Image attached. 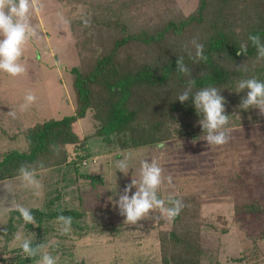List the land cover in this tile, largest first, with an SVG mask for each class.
<instances>
[{
	"label": "rangeland",
	"instance_id": "1",
	"mask_svg": "<svg viewBox=\"0 0 264 264\" xmlns=\"http://www.w3.org/2000/svg\"><path fill=\"white\" fill-rule=\"evenodd\" d=\"M34 3L30 23L38 38H32L24 48L21 59L26 72L16 77L0 73V157L8 149L25 150V129L35 122L74 112L70 68L87 53L80 52L87 41L82 32L84 21L89 25L93 15L111 12L124 17V25L132 29L145 20H154L153 15L188 14L197 0ZM75 19L79 21L73 23ZM29 93L35 99L21 108ZM227 106L236 117L241 116L233 101ZM90 113L73 123L81 143L66 144L70 162L34 172L39 188L25 186L19 176L0 180V264H20L16 256L26 255L14 240L16 232L30 234L37 245L43 244L44 250L58 257L57 264H161L154 224L159 213L166 217L164 213L153 208L130 223L114 203L126 185L139 179L142 160L155 161L161 169L158 199L165 202L171 196H191L192 201L184 199L203 222L198 233L201 264H264V211L237 216L234 209L251 201L264 208V106L253 101V121L214 130L213 135L224 133L223 144L209 143L207 133H202L125 149L108 147L91 135L94 127ZM85 135L89 138L83 142ZM84 147L91 156L72 166L71 161ZM120 161L127 164L124 172L115 167ZM134 191L135 185L129 189V197ZM13 203L39 211L66 209L82 214L76 217V225H69L68 233H62L63 222L59 224L56 217L43 216L33 224L16 219L17 213L5 211V206ZM37 255V259L21 264H37Z\"/></svg>",
	"mask_w": 264,
	"mask_h": 264
},
{
	"label": "trees",
	"instance_id": "2",
	"mask_svg": "<svg viewBox=\"0 0 264 264\" xmlns=\"http://www.w3.org/2000/svg\"><path fill=\"white\" fill-rule=\"evenodd\" d=\"M102 14L90 17L89 25L83 27L87 41L80 52L87 53L70 68L74 112L26 128L27 148L1 153L0 180L18 176L21 164L38 172L69 163L65 146L81 139L73 123L88 112L94 127L91 135L108 147L122 149L207 133L203 114L193 104L194 95L204 89L214 88L222 97L227 122L218 129L255 119L250 113L253 101L241 107L247 88L237 86L249 77L264 79V53L259 47L264 45V0H197L188 14L153 15L154 20L132 29L124 25V17ZM250 35H257L259 44L250 41ZM198 45L200 56L196 54ZM184 92L188 99L181 102L177 97ZM228 101L237 104L240 117L228 108ZM87 138L85 135L82 141ZM89 156L90 150L84 147L71 165L77 167ZM190 197L171 196L163 207H177L178 214L168 219L159 213L155 218L161 264H201L198 233L203 222L185 201ZM234 209L237 216L264 211L256 201ZM30 211L35 221L43 216H71V225H76V217L82 214L66 209ZM32 243L35 246L38 241ZM37 258L19 254L15 260L21 264Z\"/></svg>",
	"mask_w": 264,
	"mask_h": 264
},
{
	"label": "clouds",
	"instance_id": "3",
	"mask_svg": "<svg viewBox=\"0 0 264 264\" xmlns=\"http://www.w3.org/2000/svg\"><path fill=\"white\" fill-rule=\"evenodd\" d=\"M36 10L34 0H0V73L7 74L11 77L24 75L26 68L22 62V54L27 43L32 38L37 37L35 27L30 23L32 12ZM67 23V21H64ZM87 24V21H84ZM249 40L254 44H259L257 35H250ZM200 47L197 46V56H200ZM260 51L264 53V45H259ZM243 50V49H241ZM180 64V61H177ZM181 71L184 69L181 67ZM247 88V94L241 107H247L251 101L264 106V79L257 77H249L241 80L237 86L238 89ZM35 97L29 93L24 97V104L21 108L27 107ZM177 99L181 102L188 99V93L180 94ZM195 108L203 114L202 124L207 130V140L212 144H223L225 135L220 132L213 135V131L226 124L227 117L223 113L222 97L216 94L214 88L204 89L197 92L193 97ZM15 115V113H10ZM127 160V157H125ZM115 167L121 172L127 170V164L124 161L116 162ZM18 176L25 186L39 188V181L36 179L33 170L26 168L23 164L18 168ZM161 169L155 161L149 163L142 160L139 166V179H133L130 184L123 189V195L114 203L124 215L126 222L134 223L137 219L146 216L149 210L153 208L159 209L166 218L175 217L179 208H164V201L157 198V189L161 183ZM114 187V184H112ZM136 186V191L129 197V189ZM111 199V197L109 198ZM31 208L19 203H13L5 206L7 213H17L16 219L22 220L25 224H33L35 222ZM60 225L62 233H68L71 229L69 225L72 222L71 216L58 215L56 217ZM60 224V223H59ZM14 240L17 242L19 249L26 256H36L39 254L37 264H57L58 257L51 252L44 250L45 246L33 245L32 236L25 235L22 232L14 234Z\"/></svg>",
	"mask_w": 264,
	"mask_h": 264
},
{
	"label": "crops",
	"instance_id": "4",
	"mask_svg": "<svg viewBox=\"0 0 264 264\" xmlns=\"http://www.w3.org/2000/svg\"><path fill=\"white\" fill-rule=\"evenodd\" d=\"M6 77V76H5Z\"/></svg>",
	"mask_w": 264,
	"mask_h": 264
}]
</instances>
